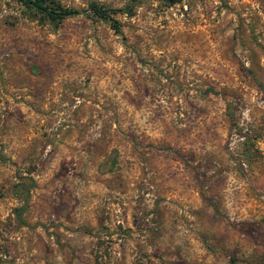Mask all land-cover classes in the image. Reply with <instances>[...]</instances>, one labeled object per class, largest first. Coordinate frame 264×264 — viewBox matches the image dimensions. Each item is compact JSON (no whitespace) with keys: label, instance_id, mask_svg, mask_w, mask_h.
I'll list each match as a JSON object with an SVG mask.
<instances>
[{"label":"rangeland","instance_id":"rangeland-1","mask_svg":"<svg viewBox=\"0 0 264 264\" xmlns=\"http://www.w3.org/2000/svg\"><path fill=\"white\" fill-rule=\"evenodd\" d=\"M43 1L0 0V264H264V0Z\"/></svg>","mask_w":264,"mask_h":264},{"label":"trees","instance_id":"trees-1","mask_svg":"<svg viewBox=\"0 0 264 264\" xmlns=\"http://www.w3.org/2000/svg\"><path fill=\"white\" fill-rule=\"evenodd\" d=\"M22 4L29 5L32 7L35 11L39 13H43L46 16L52 18V19H61L73 15H77L81 13L79 10L68 8V7H62L59 5H56V7H49L44 4L43 0H20ZM134 0H129L127 4H125L122 8H105L103 6L97 5L93 2L88 3L87 11L94 17L100 19V20H110L111 24H115V20L112 19V15L120 12L124 13L126 15L130 14L129 9V3L133 2ZM168 3H175L179 0H163ZM23 208H18V213L22 211Z\"/></svg>","mask_w":264,"mask_h":264}]
</instances>
